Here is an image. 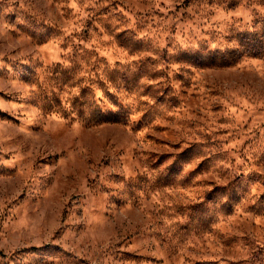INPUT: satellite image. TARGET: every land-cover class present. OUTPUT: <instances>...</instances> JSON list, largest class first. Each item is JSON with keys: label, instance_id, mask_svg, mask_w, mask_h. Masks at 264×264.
Segmentation results:
<instances>
[{"label": "rangeland", "instance_id": "374dc122", "mask_svg": "<svg viewBox=\"0 0 264 264\" xmlns=\"http://www.w3.org/2000/svg\"><path fill=\"white\" fill-rule=\"evenodd\" d=\"M0 264H264V0H0Z\"/></svg>", "mask_w": 264, "mask_h": 264}]
</instances>
